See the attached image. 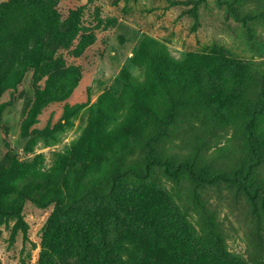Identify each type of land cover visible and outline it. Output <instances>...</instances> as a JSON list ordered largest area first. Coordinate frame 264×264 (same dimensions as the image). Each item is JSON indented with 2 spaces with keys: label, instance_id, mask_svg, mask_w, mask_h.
<instances>
[{
  "label": "rangeland",
  "instance_id": "obj_1",
  "mask_svg": "<svg viewBox=\"0 0 264 264\" xmlns=\"http://www.w3.org/2000/svg\"><path fill=\"white\" fill-rule=\"evenodd\" d=\"M78 1L89 42L50 40L0 97V264H47L57 198L130 264H264V0Z\"/></svg>",
  "mask_w": 264,
  "mask_h": 264
},
{
  "label": "trees",
  "instance_id": "obj_2",
  "mask_svg": "<svg viewBox=\"0 0 264 264\" xmlns=\"http://www.w3.org/2000/svg\"><path fill=\"white\" fill-rule=\"evenodd\" d=\"M61 1L8 0L0 3V97L12 73L20 72L24 75L26 71L43 65L47 60L50 40L61 38L62 41L68 36L78 35L79 47L83 46L82 43L89 42L88 33L79 32L82 24L86 22L84 16L88 3L66 0L65 10H62ZM28 8H31L32 12H29ZM87 16L91 18L90 14ZM217 54H209L206 59L221 62L224 68L242 67L235 60L224 59ZM107 195L109 198L105 199V204L111 210L119 212L118 206L123 207V203L113 193ZM57 201L60 212L55 214L56 220L48 227V231L59 246H52L53 253L47 257V264H58L52 261V258L65 253L76 256L77 264H130V261L124 259L112 246L106 216L99 212L92 213L91 218L75 216V213L69 214L74 205L70 204L67 208L64 200L57 198ZM124 201L128 208L139 210L136 217L141 222L153 228L155 232L163 229L161 224L164 220L157 212L146 210L142 205L136 207L128 198ZM61 214L64 219L60 218ZM178 260L175 264H182Z\"/></svg>",
  "mask_w": 264,
  "mask_h": 264
}]
</instances>
